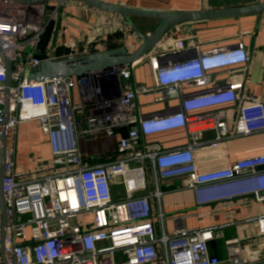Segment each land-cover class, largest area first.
Returning a JSON list of instances; mask_svg holds the SVG:
<instances>
[{"label": "built area", "instance_id": "1", "mask_svg": "<svg viewBox=\"0 0 264 264\" xmlns=\"http://www.w3.org/2000/svg\"><path fill=\"white\" fill-rule=\"evenodd\" d=\"M63 3L59 1V5ZM44 14L45 7L37 4L16 3L0 9V47L13 62L7 140L13 138L20 123L37 120L49 136L54 164L63 169L30 179L15 173L13 155H7L3 180L6 263L224 264L209 249L210 241L223 237L217 227L179 226L158 235L152 199L161 202V186L166 181L186 177L198 205L241 196L264 202V148L208 170L199 166L195 156L198 149L209 148H220L224 156L229 138L264 130L263 100L244 91L232 72L228 83L214 84L215 71L250 60L245 46L240 42L203 49L192 38H173L163 52L87 74L95 84L82 83L86 89L83 101L77 104L73 92L76 79L83 76L28 80L36 66L50 60L36 56L48 26L43 23ZM28 47L31 52L25 58L21 53ZM147 59L155 86L133 85V69ZM5 90L6 67L0 57V148ZM140 96H153L155 103L176 100L177 105L170 112L142 115L137 105ZM230 103L238 107L232 129L227 124V110L220 108ZM79 114L84 116L79 118ZM122 129L127 134L118 143L119 158L87 162L79 148L80 136H112ZM176 129L186 131V146L163 150L159 143L147 140ZM207 130H215V138L202 141ZM151 182L153 193L149 191ZM116 190L121 192L117 197ZM160 211L163 224L166 216ZM86 214L91 219L82 217ZM253 220L264 234V214ZM225 245L226 264L263 260L256 251L242 256L240 239L226 240Z\"/></svg>", "mask_w": 264, "mask_h": 264}, {"label": "crops", "instance_id": "2", "mask_svg": "<svg viewBox=\"0 0 264 264\" xmlns=\"http://www.w3.org/2000/svg\"><path fill=\"white\" fill-rule=\"evenodd\" d=\"M59 1L50 0L37 4L45 7L43 23L48 24L43 47L37 52L43 59L60 60L121 47L132 52L141 44L140 39L121 16L94 9L77 1L64 0L61 5ZM97 1L130 8L172 12L215 11L264 3V0ZM13 4L16 3H1L0 9ZM133 20L145 34L152 33L159 24V21L154 19L134 18ZM173 38H192L197 44L204 45L203 49L241 42L249 52L250 60L247 63L215 71L214 84L219 86L228 83L232 72L234 77L242 82L244 91L264 101V12L186 22L168 31L163 40L148 54L163 52L170 46ZM70 43H73L74 47H70L68 45ZM76 80L73 98L75 103L79 104L83 101L86 89L82 83L87 80L88 84H95V81L91 75H84ZM132 82L133 85L155 86V77L148 59L135 66ZM137 105L140 114L150 115L172 111L177 101L155 103L153 96H140L137 98ZM220 108L227 110V124L232 129L238 112L237 105L230 103ZM85 112L88 113L87 110ZM84 114H79V118ZM126 134L127 130L122 129L112 136L101 134L80 136L79 148L90 164L115 160L119 158L118 143ZM214 138L215 130H207L202 134L201 140L211 141ZM147 140L159 143L163 150L180 148L189 142L184 129L154 134ZM6 148L7 155H13L15 173L24 174L26 178H38L63 170L54 164L49 136L43 132L37 120L20 123L13 138L7 140ZM262 148H264V130L229 138L226 140L224 156L220 148L198 149L195 156L199 166L208 170L232 164L239 157L251 155ZM1 154L0 148V158ZM154 188L151 182L149 191L153 193ZM161 188L163 191L161 202L152 199V220L158 235L163 231L172 232L179 226L189 229L217 227V232H222L223 237L209 242L211 254L218 256L226 264L228 253L225 241L237 238L241 240L242 256L249 257L250 251L259 252L263 260L257 259L255 264H264V234L260 233L259 224L253 220L264 214V202L241 196L231 201L198 205L194 191L187 187L186 177L170 179L163 183ZM120 194V190L115 191L116 197ZM160 209L166 216L163 224L158 218ZM82 217L91 219L87 214ZM0 264H4L1 252Z\"/></svg>", "mask_w": 264, "mask_h": 264}, {"label": "water", "instance_id": "3", "mask_svg": "<svg viewBox=\"0 0 264 264\" xmlns=\"http://www.w3.org/2000/svg\"><path fill=\"white\" fill-rule=\"evenodd\" d=\"M50 0H0L1 3H18V4H38L44 3ZM77 1L83 3L94 9L117 14L121 16L140 39L141 44L139 47L130 52L126 48H116L111 50H105L101 52H95L91 54L79 55L73 58H64L60 60H46L40 65L36 66L28 76L29 82H41L47 79H53L58 77H80L93 72L102 71L108 68L128 65L139 62L149 52L153 51L157 44L161 42L168 31L180 26L186 22L202 21L206 19L236 17L240 15H247L251 13H263L264 3L236 7L215 11H199V12H172L161 10H149V9H137L125 6H117L112 4H106L97 0H66ZM134 18L154 19L158 20V26L150 34L143 33L138 25L134 22ZM31 52V47H28L23 52V57L27 58ZM0 57L6 67V90L4 93V125L5 130L2 138V154L0 158V210L2 218L0 220V252L2 254L3 263H6L5 254V238L7 228V208L5 203V196L3 193V180L6 173V161H7V135L6 127L11 117L10 90L14 86L13 81V62L12 60L1 50Z\"/></svg>", "mask_w": 264, "mask_h": 264}, {"label": "trees", "instance_id": "4", "mask_svg": "<svg viewBox=\"0 0 264 264\" xmlns=\"http://www.w3.org/2000/svg\"><path fill=\"white\" fill-rule=\"evenodd\" d=\"M45 37H46V34L42 36V40H41V45H40V48L43 47V44H44V40H45ZM37 57L39 58H42L38 53L36 54Z\"/></svg>", "mask_w": 264, "mask_h": 264}, {"label": "clouds", "instance_id": "5", "mask_svg": "<svg viewBox=\"0 0 264 264\" xmlns=\"http://www.w3.org/2000/svg\"><path fill=\"white\" fill-rule=\"evenodd\" d=\"M170 91H171V89H170Z\"/></svg>", "mask_w": 264, "mask_h": 264}]
</instances>
